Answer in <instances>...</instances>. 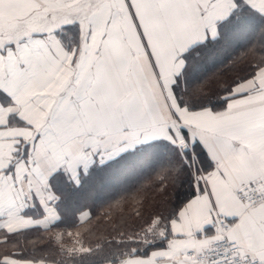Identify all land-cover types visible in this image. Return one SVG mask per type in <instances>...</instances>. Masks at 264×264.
Here are the masks:
<instances>
[{"label": "snow or ice", "instance_id": "obj_1", "mask_svg": "<svg viewBox=\"0 0 264 264\" xmlns=\"http://www.w3.org/2000/svg\"><path fill=\"white\" fill-rule=\"evenodd\" d=\"M128 156H163L176 191L119 264H264V0H0V232L55 223L58 179Z\"/></svg>", "mask_w": 264, "mask_h": 264}, {"label": "trees", "instance_id": "obj_2", "mask_svg": "<svg viewBox=\"0 0 264 264\" xmlns=\"http://www.w3.org/2000/svg\"><path fill=\"white\" fill-rule=\"evenodd\" d=\"M261 23L258 17H253L250 28L239 42L233 43L231 34L225 31L219 41L203 49L201 56L195 61L196 64L203 65V70L195 72L190 83L194 84L207 74L221 69L234 56L251 46ZM135 160V157L128 156L105 167L93 169L89 176H81V186L78 189L64 179H58L56 187L62 196L58 205L59 220L48 229L30 228L13 235L0 232V256L18 252L21 253L19 258L22 260L57 264L66 261L75 264H104L125 258L126 252H130L133 246H139L135 242L144 238L145 228L153 218L167 213L176 191L172 179L170 177L165 179V174L160 170L163 156L134 162ZM113 177H117L120 181L118 188L112 191H98V186ZM124 201L131 205L125 216L124 226L128 225L127 223H134L129 233L113 229L106 231L101 237L87 240V234L84 235L85 229L88 231V228L96 229L97 226L112 223L115 227L120 225L117 211ZM148 202H152L155 207L152 206L146 216L140 215L144 204ZM86 210L90 212V217L81 222L79 215ZM27 214L40 216L41 213L37 209ZM69 232H76L86 237L92 253L86 256L75 254L73 255L75 261L68 256L65 258L67 253L61 250L60 244L65 242L64 239L70 238ZM5 236L7 243L3 242Z\"/></svg>", "mask_w": 264, "mask_h": 264}, {"label": "rangeland", "instance_id": "obj_3", "mask_svg": "<svg viewBox=\"0 0 264 264\" xmlns=\"http://www.w3.org/2000/svg\"><path fill=\"white\" fill-rule=\"evenodd\" d=\"M230 38L232 39L233 43L239 42V40L233 39L232 36ZM119 182L120 181L117 177H113V178L107 180L106 183H104L103 185L98 186V191L101 192V191H106V190L112 191V189L115 190L116 188H118ZM107 193L109 194L110 192H107ZM105 195H106V193H105ZM123 203L120 205L119 210L117 211V214H119L118 221H120L121 226L118 225L117 227H115L114 223H112L109 225L97 226L96 229H93L91 227L90 229L89 228L87 229L88 231H86V229H85L84 235L87 234V238H88L87 240L95 239L97 237H101V235L105 234L106 231H112L113 229H118V231H122V233H129L128 231L131 227L134 226V223L133 224L127 223L128 225L124 226L126 224L124 222V220H125L126 214L131 209V205L128 204L127 201H124ZM152 206L155 207V205L152 202L151 203H149V202L145 203L143 206V209H141L142 211L140 212V215L146 216L148 214V212L150 211V209L152 208ZM84 212H89V211L86 210ZM84 212H82V213H84ZM152 213H154V211ZM80 215H79L80 221L84 222L85 220L81 219ZM121 215H122V217H121ZM89 217H90V212H89ZM120 217H121V219H120ZM114 218H115V216H114ZM113 222H115V221L113 220ZM130 223H132V222H130ZM106 226H108V227H106ZM68 234L71 235L70 238L64 239L65 242L60 244V246H61L60 248H62L61 250H63V251L65 250L67 253V255H65V258L68 256L69 259H72L73 261H75L76 258L73 256L75 254L78 256H82V255L86 256V255H89L92 253L90 251L91 250L90 246L87 244L86 237L84 238L83 235L78 234L76 232H69ZM121 260L122 259H119V261L109 262V263H119ZM23 261L36 262V261H32V260H23ZM47 263H49V262H47ZM53 264H57V263L53 262ZM62 264H75V263H73L72 261H66V262H62Z\"/></svg>", "mask_w": 264, "mask_h": 264}, {"label": "crops", "instance_id": "obj_4", "mask_svg": "<svg viewBox=\"0 0 264 264\" xmlns=\"http://www.w3.org/2000/svg\"><path fill=\"white\" fill-rule=\"evenodd\" d=\"M32 216V215H30ZM35 220H40L41 219V216H32ZM60 217V215H59ZM80 218L83 219V220H87L89 218V212H84L80 215ZM59 220V219H58ZM57 220V221H58ZM56 221V222H57ZM55 222V223H56ZM13 223V227L16 228V229H19V228H25L26 225L20 221L19 219H14L12 221ZM55 223H52V220L49 219L47 221H45L44 224H42L40 227H27V229H30V228H42V229H48L50 228L52 225H54ZM26 264H53V263H47V262H44V261H38V262H29V261H25ZM104 264H119V263H104Z\"/></svg>", "mask_w": 264, "mask_h": 264}]
</instances>
